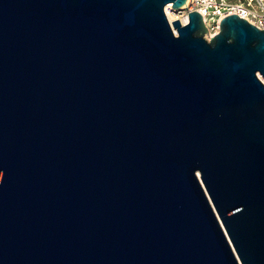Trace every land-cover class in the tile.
I'll return each mask as SVG.
<instances>
[{
    "label": "water",
    "instance_id": "95a60500",
    "mask_svg": "<svg viewBox=\"0 0 264 264\" xmlns=\"http://www.w3.org/2000/svg\"><path fill=\"white\" fill-rule=\"evenodd\" d=\"M169 1L0 0V264H264V28Z\"/></svg>",
    "mask_w": 264,
    "mask_h": 264
},
{
    "label": "built area",
    "instance_id": "2783aa9c",
    "mask_svg": "<svg viewBox=\"0 0 264 264\" xmlns=\"http://www.w3.org/2000/svg\"><path fill=\"white\" fill-rule=\"evenodd\" d=\"M164 9L168 18L172 12L182 25L189 21L190 11H200L207 26L204 32L207 39H211L220 31L222 17L235 12L264 28V0H186V3L179 7H174L173 1H169Z\"/></svg>",
    "mask_w": 264,
    "mask_h": 264
},
{
    "label": "bare ground",
    "instance_id": "6f19581e",
    "mask_svg": "<svg viewBox=\"0 0 264 264\" xmlns=\"http://www.w3.org/2000/svg\"><path fill=\"white\" fill-rule=\"evenodd\" d=\"M175 18H176L175 14L172 13V12H170V13H169V19L172 21V20L175 19ZM176 31H177V30H176ZM262 78H263V80H264V76H262Z\"/></svg>",
    "mask_w": 264,
    "mask_h": 264
}]
</instances>
